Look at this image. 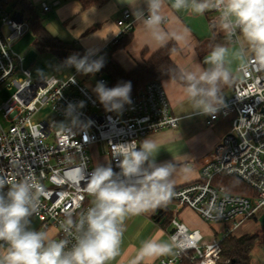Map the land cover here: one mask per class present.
<instances>
[{"label": "built area", "instance_id": "built-area-1", "mask_svg": "<svg viewBox=\"0 0 264 264\" xmlns=\"http://www.w3.org/2000/svg\"><path fill=\"white\" fill-rule=\"evenodd\" d=\"M174 2V0H167ZM44 12L49 10L41 5ZM211 25L220 23L215 9L206 10ZM147 16V14H146ZM135 18L128 9L122 10L116 21L118 31L101 51L116 46L133 31ZM30 31L27 15L14 0H0V91L7 88L10 97L0 103V175L32 177L42 188L37 213L30 218L50 240L67 241V248L76 241L77 233L65 231L66 221L78 220L90 206L86 192V177L97 166L92 149L102 148L115 171L113 144H120L177 128L178 119L172 114L161 83H149L130 97L122 114L109 112L85 87L75 72L72 76L55 75L33 79L23 65V59L13 51L16 41ZM239 35L227 37L230 44ZM100 51V52H101ZM94 55L91 57H97ZM246 68L236 69L239 77L231 97L215 114L208 116L206 125L219 117L232 115L231 129L200 167V178L174 189L170 202L177 210L186 207L203 221L222 226L219 240H211L199 230H190L176 216L170 221V241L175 238L174 256L160 259L158 264H227L221 262L222 241L244 223L264 218V68L246 58ZM99 81L105 83L102 76ZM83 102V107H79ZM73 105L72 116L68 114ZM49 110L52 117L35 118ZM77 119L79 125L56 129L58 120ZM19 173V175H17ZM85 179H81V175ZM216 177L236 178L251 188L253 197L226 191L214 185ZM3 243V242H0Z\"/></svg>", "mask_w": 264, "mask_h": 264}, {"label": "clouds", "instance_id": "clouds-1", "mask_svg": "<svg viewBox=\"0 0 264 264\" xmlns=\"http://www.w3.org/2000/svg\"><path fill=\"white\" fill-rule=\"evenodd\" d=\"M144 3L146 8H133V17L153 31L157 40H162L157 30L163 19L160 13L164 0ZM189 6L197 14L215 9L226 36L238 34L244 41L231 53L227 47L217 45L205 58L208 67L180 73L192 112L214 118L223 103L221 87L232 80V60H241L243 69L250 56L252 62L264 68V0H174L172 4L177 10ZM93 54L88 51L79 58L74 54L66 64L82 74H94L101 70L104 61L102 57L92 59ZM131 90L130 81L111 88L99 81L93 89L105 110L117 114H122L126 104L133 103ZM79 107H83V102ZM73 108L71 104L68 107L70 117ZM71 124L79 125L75 118ZM156 153L158 147L149 138L113 144L119 171L111 163L98 164L86 177L90 206L77 221H66L65 231L77 233L70 249L67 241L50 240L45 232L30 226L43 191L40 185L30 176L17 180L0 175V264H108L119 254L125 219L166 206L174 195L172 178L179 162L173 159L157 163ZM81 179H85L83 174ZM174 247H178L175 238L171 242L150 238L142 243L137 260L170 253ZM137 260L131 264H137Z\"/></svg>", "mask_w": 264, "mask_h": 264}, {"label": "crops", "instance_id": "crops-1", "mask_svg": "<svg viewBox=\"0 0 264 264\" xmlns=\"http://www.w3.org/2000/svg\"><path fill=\"white\" fill-rule=\"evenodd\" d=\"M31 1L40 7L42 4L49 7L47 12L41 8L43 15L52 14L54 19L47 22L46 28L49 33L55 31L52 33L56 36L55 38L74 43L84 54L91 51L94 53L92 56L100 53L102 47L118 31L116 21L122 10L128 9L132 14L133 8H146L144 0H110L101 8H91L87 11H82L76 0ZM172 4L173 2L164 0L161 9L160 14L163 19L157 31L163 36L162 40H157L153 31L135 20L129 40L111 54L112 60L123 70L128 72L142 65L170 42H174L178 47V50L172 54L171 60L180 72L208 67L205 64V58L217 45L227 47L230 53L244 45L240 36L238 42L228 43L220 23L210 24L211 15L208 12L197 14L190 6L177 10L172 7ZM146 14L145 11V16ZM52 24L56 28L52 29ZM74 54L77 55L76 53L68 54L66 60ZM241 63V60L233 59L230 64L232 80L221 87L223 103L232 95L233 85L239 77L236 69ZM161 84L171 112L178 119L177 128L163 130L145 138L154 141L158 147V153L154 154L157 163L173 159L179 162V167L172 178L174 190L200 178L201 165L210 158L230 131L233 116L219 117L212 124L206 125L208 116L192 112V106L184 90L185 85L169 79L163 80ZM173 216H176L190 230H199L206 239L209 237L212 239L213 236L206 222L194 211L183 207L175 213V206L169 202L166 206L154 211L131 215L125 219L119 254L108 264H131L133 260H137L142 243L150 238L171 242L168 234L171 231L170 219ZM174 254L173 248L172 252L167 254L138 259L137 264H158L160 259L171 258ZM257 259L255 264H261Z\"/></svg>", "mask_w": 264, "mask_h": 264}, {"label": "trees", "instance_id": "trees-1", "mask_svg": "<svg viewBox=\"0 0 264 264\" xmlns=\"http://www.w3.org/2000/svg\"><path fill=\"white\" fill-rule=\"evenodd\" d=\"M82 11H87L91 8H101L110 0H76ZM14 4L19 6L27 15L30 31L35 40L40 45V51H48L61 62H65L66 57L70 53H76L79 57L85 54L74 43L63 42L53 37L45 28L38 14L34 9L31 0H14ZM131 33L127 34L114 47L103 50L97 57L93 59L103 58L104 66L99 72H96L98 77L102 76L105 80V85L108 88L116 86L118 83L131 82L132 90L130 97L134 95L140 88H143L149 83H161L163 80H173L182 85L184 82L179 78L180 70L172 62L171 56L178 50L174 42H170L158 52L153 54L150 59L142 65H138L131 71L123 70L111 58L112 52L125 44ZM214 185H223L227 192L243 196L253 197L255 192L236 178L216 177L213 181ZM171 221V219H170ZM264 237V235H262ZM258 234L234 236L230 235L222 241L221 259L228 261L227 264H251V252L260 241ZM180 264H191L187 260H183Z\"/></svg>", "mask_w": 264, "mask_h": 264}, {"label": "rangeland", "instance_id": "rangeland-1", "mask_svg": "<svg viewBox=\"0 0 264 264\" xmlns=\"http://www.w3.org/2000/svg\"><path fill=\"white\" fill-rule=\"evenodd\" d=\"M33 5L36 13L39 16V19L46 28L48 21L50 20L54 21V19L52 18V14L43 15L41 12L40 5L34 3ZM53 28H56L55 25H53L52 29ZM52 33H55V31ZM52 33L50 34L53 37H56ZM40 48H41L40 45L35 40V37L33 36L31 31H29L24 37L16 41L13 45V51L15 52L16 55L20 56L23 59V65L25 68H28L31 71L33 79L52 76V75L58 77L72 76L76 72V69L74 67L66 64L67 60H65V62H61L54 56V54L48 51L41 52ZM97 55H99V53ZM76 80L80 85L85 87L86 90L90 92L94 97L98 98L96 93L93 91L97 82H99V78L96 74L85 75L79 73L76 76ZM11 94L12 92L9 91L7 88L2 89L0 91V103L8 99ZM47 117H52L49 110L42 111L41 114H38L35 118L42 119ZM73 125L74 124H71V121L69 120H58L56 129H62L64 127H70ZM90 154L95 165L109 163V160L105 156L102 148L99 149L94 148L91 150ZM30 226L33 229H36L38 227V223L36 221H33ZM206 226L210 231L211 236L213 237L215 236L217 240H219L223 229L222 226L218 223H209V222H206ZM52 233L53 230H50L47 236L51 235ZM253 234H258L261 239L251 253V264H255L257 258L259 259L261 264H264V237H262V235H264V218L260 217L257 220H250L242 224L233 233L234 236L253 235ZM210 239L211 237L207 238V240ZM221 262H224V260L221 259Z\"/></svg>", "mask_w": 264, "mask_h": 264}]
</instances>
